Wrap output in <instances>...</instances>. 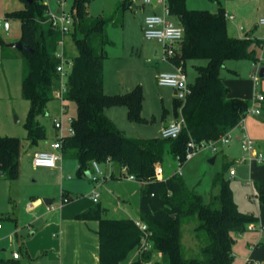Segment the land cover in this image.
Listing matches in <instances>:
<instances>
[{"label": "trees", "instance_id": "1", "mask_svg": "<svg viewBox=\"0 0 264 264\" xmlns=\"http://www.w3.org/2000/svg\"><path fill=\"white\" fill-rule=\"evenodd\" d=\"M23 1V8L7 12L6 17L20 21L19 40L30 48L18 54L24 60L26 71L22 94L29 101L26 139L33 146L47 139V127L41 118L49 116V102L56 99L55 82L60 75L58 66L62 58L57 54L56 30L51 23L48 29L43 25L50 13L49 5L43 0ZM86 2L73 0L71 7L74 23L68 35L73 37L77 54L72 59L66 55L70 68L65 104L67 107V102H74L77 112L72 116L75 133L64 137L61 151L64 158L77 161L79 176L92 172L93 161L111 162L124 169L125 175L132 174L142 182L139 217L151 232L148 238L151 247L140 249L142 231L135 220L109 216V208L100 203L77 213L78 219L99 221V264H120L136 248L140 250L138 258L127 264H234V234L246 231L258 217L239 209L230 179L225 176L226 167L214 178L217 192L212 193L209 202L189 188L182 175L174 173L158 179L155 168L164 161L167 152L174 160L177 155L184 156L191 139L196 143L214 140L237 125L250 104L229 96L230 89L221 70L230 59L259 62L264 38L229 34L226 12L220 6L218 12H213L189 8L187 0H166L170 15L184 28L176 54L168 59L172 64L182 65L184 70L192 61L197 71L195 82L190 84L191 93L184 101L176 98L174 102L175 116L181 115L185 126L177 138L127 135L106 114V108L125 106L130 121H145L143 89L137 85L123 94L105 92L106 46L111 42L107 26L113 20L91 15ZM123 4L126 8L133 1ZM23 146L21 138L0 134V176L9 180L20 177ZM256 186L264 203V190ZM191 217L197 218L194 232L203 240L201 257L185 254L183 222ZM156 254H160V259L153 260ZM0 264L22 262L6 257L0 259Z\"/></svg>", "mask_w": 264, "mask_h": 264}, {"label": "rangeland", "instance_id": "2", "mask_svg": "<svg viewBox=\"0 0 264 264\" xmlns=\"http://www.w3.org/2000/svg\"><path fill=\"white\" fill-rule=\"evenodd\" d=\"M43 1L49 5L50 11L47 20L43 23L45 29H48L51 15L56 14L58 8L61 9L59 14L71 12L73 0ZM126 1L128 0H87L86 2V8L91 15L111 17L113 20L107 26V34L111 42L106 46L107 57L104 64L106 92L110 95L123 94L137 85H141L144 93L142 116L145 121H130L125 106H114L112 108L114 110L109 112L118 127L127 135L160 136L163 124L172 118L174 102L177 97L173 87L159 84L158 75L163 71H176V68L164 56L163 45L161 47L157 40L145 37L144 22L148 14H163V4L159 3L154 6L153 4H144L142 0H132L133 4L124 8L123 3ZM3 3L7 4V8L23 6V0H3ZM216 3L226 13L235 15L234 21L226 20L229 34L242 37L252 33L264 38V25L259 24L260 18L264 17V0H187L189 8L210 11L213 10ZM134 4L137 6H133ZM6 10L0 13V17H6ZM167 16L176 21L172 15ZM10 21L11 29L9 31L0 28V38L3 42L0 41V134L21 138L25 147L22 150V168L24 170L21 177L13 181L4 177L0 178V224L2 225L0 228V259L11 256L12 252L17 250L21 254L22 264H58L57 261H63L66 264H79L78 261L82 257H78L75 249L65 245L61 247L60 238L53 236L54 227L44 226L45 222L42 221L38 223L36 221L33 226H29V222L41 213L40 206L47 208L53 216L57 217L62 215L63 218H69L75 212L73 218L76 219V213L95 206L97 203L87 196V191L91 186L89 179L91 174L89 178L80 177L77 173L76 160L65 158L63 162L65 163L66 176L71 174L74 178L67 181L77 185V193H74L75 199L72 200L63 195L60 183L61 173L44 175L42 174L44 172L33 171L30 168L31 153H25L29 147L25 127L29 101L22 94V82L26 72L25 63L18 54L20 50L9 45L18 41L21 25L18 19L10 18ZM56 32H59L57 38L63 37L60 31L56 30ZM3 44L7 45L5 50H3ZM65 48L70 59L77 54L76 45L70 34H67ZM158 48H162V53L159 56L155 55V49ZM199 62L205 63V60ZM261 66H264V48L260 61L257 63L247 59L227 60L221 74L226 77L227 85L230 88L229 95L252 103L255 81L251 74L258 73ZM185 71L188 82L193 84L197 71L193 67L192 61L188 62ZM259 80L264 82V77ZM60 105L58 99L49 102L51 115H60ZM261 110L264 113V107H261ZM76 112V104L67 102L64 116L66 124L67 118L75 116ZM41 119L47 127L49 136L53 132L52 121L47 117ZM238 132L239 129L236 128L230 146L218 143L219 150L217 152H212L210 148L200 150L193 159L183 166L182 180L189 188L201 193L205 201L209 202L212 193L217 192L214 187V178L226 167L225 176L230 179V186L239 209L244 213L254 214L258 217V221L255 223L259 226L257 229H247L242 233L234 234V264H244L248 258L261 261L264 264V233L262 235L260 230V227L264 226V203L260 200L259 189L256 186L257 182L261 184L264 182V169L259 168L260 163L251 165L249 161H238L243 155L241 142L236 137ZM44 142L41 141L38 145ZM234 156H237L238 159L236 157L235 159ZM212 158H215L214 162H211ZM160 164L164 168V177L177 169L176 161L169 152L166 153L164 161ZM24 167H27L28 171L25 172ZM230 169L235 170V177L230 176ZM106 175L109 177L106 187L109 188V181L120 186L114 188V194L110 197L111 201H100L103 206L109 208L108 215L113 217L123 215V212L117 208L120 199L130 213L137 216L139 214L140 182L131 180L126 175L111 177L109 170ZM249 178L254 181V191L247 184ZM101 190L102 187H99V191ZM45 192H49V194ZM45 198H53L54 201L48 205ZM196 224L197 218L195 217L186 218L183 222V243L187 257L202 256L203 240L195 235ZM36 230L38 232L32 234ZM4 234L6 235L4 236ZM18 237L19 240H25L22 248ZM21 249L27 250L30 255ZM134 253L135 249L120 264H126ZM86 261L87 264H92L93 258L89 256L82 262Z\"/></svg>", "mask_w": 264, "mask_h": 264}, {"label": "built area", "instance_id": "3", "mask_svg": "<svg viewBox=\"0 0 264 264\" xmlns=\"http://www.w3.org/2000/svg\"><path fill=\"white\" fill-rule=\"evenodd\" d=\"M154 0H142L145 4H153ZM157 4L162 3L164 5L165 13H151L148 14L145 18L144 22V35L148 39H155L163 44V54L168 59L169 57H173L176 54V50L179 47L183 36H184V28L183 26L172 19L169 18L170 15L168 6L166 4V0H156ZM60 9V8H59ZM60 11L56 14L51 15V26L60 31L62 34V38L58 40V48L57 54L61 56L62 61L58 66L59 78L55 82V90L54 95L56 99H58L61 103V116L55 117L53 119L54 126L56 127L58 133L56 139L51 143L50 150H42L38 151L34 154L32 158V164L34 167H48V168H56L59 166V162L63 159V154L61 151L62 142L64 137L73 135L75 130L72 126V116L67 118V124L65 122L64 116L66 112V100L65 96L67 93V82L66 78L68 75V70L70 68V63L66 60L65 53V36L71 31L74 17L72 13L59 14ZM225 17L228 20H234L235 15L230 13H225ZM259 24L264 25V17H261L259 20ZM0 28L9 31L11 28V21L7 17H0ZM61 48V50H59ZM176 71L168 72L163 71L158 75V82L161 85L171 86L175 90V95L177 99L184 101L188 94L191 93V85L187 80V74L182 65H175ZM259 72V71H258ZM255 85L259 84V73H254L253 75ZM264 102V94L261 92H255L253 101L249 105L246 113L241 117L237 125L230 129L228 132L221 134L217 139L210 141H203L201 143H196L193 139H191L187 143L186 153L184 156L177 155L175 157V161L177 164V169L175 174L183 175L182 168L183 166L194 158V156L205 148H210L212 152H217L219 150L218 143L229 144L233 141V131L235 128H240L241 130V148L243 151L242 157L238 159L240 162L249 161L250 163L256 161L257 163L264 162V152L259 151L257 149L256 141L249 135L246 129V118L249 114H260L261 113V103ZM185 123L182 116L179 118L169 122L164 125L160 131V135L163 138H177L182 129L184 128ZM156 177L158 179L164 178V168L161 164H157L155 168ZM90 178L93 182L97 184H101L106 180V175L104 170L101 167V163L97 161H93L92 163V172L90 173ZM236 174L234 169H230V176L234 177ZM130 179H136L134 175H127ZM71 177V176H69ZM252 185V182H249ZM91 197L95 202H98L100 199L99 191L95 189L91 192ZM67 198V197H66ZM53 207V206H52ZM136 225L142 231V244L140 249H148L151 247V243L149 241V236L151 232L148 229V225L143 222L140 218L135 219ZM0 224V228H1ZM257 227L256 223H251L248 226V229H255ZM261 233L264 231V226L260 227ZM19 252H14V258H20ZM244 264H262L261 261L246 259Z\"/></svg>", "mask_w": 264, "mask_h": 264}, {"label": "crops", "instance_id": "4", "mask_svg": "<svg viewBox=\"0 0 264 264\" xmlns=\"http://www.w3.org/2000/svg\"><path fill=\"white\" fill-rule=\"evenodd\" d=\"M159 4V3H158ZM153 5H157V1L156 3H153ZM25 6V3L23 1V6L22 7H18V8H7V4L5 5L3 3V0H0V13L3 12L5 9L6 10V13L9 12V11H12V10H16V9H20V8H23ZM134 6V5H133ZM57 11V10H56ZM164 5H163V13H164ZM174 17V16H173ZM170 18V17H169ZM171 19V18H170ZM173 20V19H172ZM235 20V18H234ZM234 20H231V21H234ZM175 21V20H174ZM176 21L178 22V20L176 19ZM11 29V28H10ZM57 33L59 32H56L55 34V41H58L61 37L57 38ZM59 35V34H58ZM256 36V37H259V38H263V37H260V36H257L256 34H248L247 36ZM239 37V36H238ZM242 37H246V36H242ZM20 38V37H19ZM66 38H67V35L65 36V41H66ZM19 40V39H18ZM159 42V41H158ZM161 44V47H162V43L159 42ZM264 48V47H263ZM65 52H66V48H65ZM162 53V48H158V49H155V55L159 56L160 54ZM262 54V52H261ZM66 55H67V52H66ZM68 56V55H67ZM69 58V56H68ZM70 59V58H69ZM254 63V62H253ZM172 64V63H171ZM172 66L174 67V65L172 64ZM193 67H194V64H193ZM255 71V70H254ZM255 72H253L251 74V77H253ZM222 75V74H221ZM223 76V75H222ZM224 78V82L225 84L227 85V82H226V77L223 76ZM250 83V82H249ZM251 84V83H250ZM105 85H106V82H104V89H105ZM228 86V85H227ZM229 87V86H228ZM230 89V88H229ZM261 92L264 94V82L263 81H259V84L256 86L255 85V92ZM106 92V90H105ZM107 93V92H106ZM108 94V93H107ZM230 96V95H229ZM231 97V96H230ZM250 98V96H247ZM55 100V99H54ZM249 104H251V102H249L248 100H246ZM61 106V105H60ZM114 106H111V107H107L106 108V114L115 122L114 120V117L111 115V113L109 112L110 110H114L112 109ZM261 107H264V102L261 103ZM48 110H49V116H47L48 120L50 119L52 121V128H53V132L48 136L47 135V139L48 140H43L41 145H38V144H35V145H30L29 143V147L28 149L25 151L26 152H29L31 153V157L33 158L34 154L38 151H42V150H50L51 149V143L56 139L57 137V129L56 127L54 126V122H53V119L55 117H59L61 116V111H60V115H51L50 113V106H48ZM113 112V111H112ZM66 113V112H65ZM181 116V115H180ZM179 116V117H180ZM175 113L172 114V118L168 121H166L164 125L168 124L169 122L177 119L175 118ZM178 117V118H179ZM53 118V119H52ZM115 124L117 125V123L115 122ZM246 129H247V132L249 133V135L256 141V145H257V149L259 151H262L264 152V113H260V114H249L246 118ZM118 126V125H117ZM162 126V127H163ZM236 129V128H235ZM234 129V130H235ZM239 129V132L238 134L236 135V137L238 138L239 142H240V137H241V130L240 128ZM234 132V131H233ZM47 134H48V131H47ZM41 142V141H40ZM233 142V141H232ZM231 142V143H232ZM46 143V145H45ZM229 143V146L230 144ZM25 147V146H23ZM37 147L35 150L34 148ZM40 147V148H38ZM23 150V148H22ZM23 154V152H22ZM237 158V156H234V158ZM240 157V156H238ZM32 158H31V170L33 171H37V172H44L42 174H53V175H57V174H60L61 173V185H62V190H63V193H66V197L69 199V200H72V199H75L74 198V193H77L76 189H77V185L76 183H71L70 181H67V180H73V176L71 174L67 175L65 174V163L64 160L65 158L63 157V159L59 162V166L56 167V168H48V167H34L33 164H32ZM235 158V159H236ZM238 159V158H237ZM77 162V161H76ZM247 162V161H245ZM257 162L256 161H253L251 162L250 164L251 165H254L256 164ZM258 164V163H257ZM78 165V163H77ZM101 167L102 169L104 170L105 172V175L107 173V171L109 170L110 171V175L111 177H114L116 178L117 176L119 175H125V171L124 169H119L118 167L114 166L111 162H108V163H102L101 164ZM25 168V172L26 170L28 171V168L27 167H24ZM259 168L261 169H264V162L263 163H260V166ZM23 168H22V155H21V174H20V177L22 175V172H23ZM107 170V171H106ZM174 172L170 173V174H167L166 176L168 175H171V174H174ZM229 173H230V170H229ZM236 175V174H235ZM71 176V177H69ZM86 176L87 178H89V175H84ZM127 176V175H126ZM2 176H0L1 178ZM19 177V178H20ZM80 177H83V176H80ZM235 177V176H234ZM18 178V179H19ZM108 175H106V180L101 183V184H97L95 182H93L90 179V183H91V186H90V189L87 191V196H89V198H91V200L93 202H95L92 197H91V192L93 189L96 188L97 191H99V187H102V190L99 191L100 193V199L98 202H95V203H100V201H103V200H106V201H111L110 200V197L113 196L114 194V188H119V184L113 182V181H109V188L106 187L105 185L108 184L106 183V181L108 180ZM17 180V179H16ZM131 180H137V179H131ZM13 181V180H12ZM252 182V185L249 183V182ZM140 182V181H139ZM247 184L251 186L252 190L254 191L255 190V185H254V181L251 180L249 178V180L247 181ZM258 185L261 186V188L264 190V182L261 184L260 182L258 183ZM99 185V186H98ZM141 186H142V182H140V191H141ZM46 194H49V192H45ZM64 195V194H63ZM49 199H52V201L50 203H47L48 205H50L54 199L53 198H49ZM258 204V203H257ZM118 206V207H117ZM116 207L121 210L123 212V215L122 216H114V217H120V218H130V219H138L140 218L139 217V214L137 216H133L130 211L125 207V205L122 204V201L119 199L118 200V205ZM90 207H93V206H90ZM89 207V208H90ZM139 208H140V202H139ZM41 211V213L39 215H36V217H34L32 219L31 222H29V226H33L34 223H38L40 221L42 222H45V225L44 226H48V227H54L53 229L54 232H53V236L54 237H58L60 238V244H61V247L63 245H65L66 247H70L72 249H75L77 255H79L78 257L81 258V260L78 261L79 264H87V261L86 262H82L83 259H86L90 256L93 258V263L92 264H99V236H98V233H97V230L99 228V221L96 220V219H93V220H82V219H74L73 218V215L75 212H73L72 216L71 217H67V218H63L62 215H59V217L57 216H53L52 212H49L47 208H44L43 206H40L39 208ZM88 209V208H87ZM80 213V212H78ZM139 213V212H138ZM77 214V213H76ZM262 215V214H261ZM38 218V219H37ZM37 219V220H36ZM61 219V220H60ZM60 220V221H59ZM41 222V223H42ZM38 225V224H37ZM39 226V225H38ZM37 229H39V227H36ZM259 228V226L257 225L256 229ZM38 231H33L32 234H36ZM264 231L261 233L263 235ZM6 234H4L5 236ZM20 238L18 237V240ZM75 240V242H74ZM19 243H20V247H24V244H25V240H19ZM94 248L92 249L91 248ZM22 250V249H21ZM22 251H25L28 255H30L28 253L27 250H22ZM80 251V253H79ZM14 252H18L17 250L13 251L12 252V255L11 256H8V257H13V253ZM140 254V250L138 248L135 249V253L133 254V256L128 260L127 263H129L130 261L138 258ZM21 255V254H20ZM130 255V254H129ZM21 258V256H20ZM18 258V259H20ZM78 258V259H79ZM160 259V254H156L154 256V259L153 260H158ZM58 264H66L65 262L63 261H57ZM153 262V261H152Z\"/></svg>", "mask_w": 264, "mask_h": 264}, {"label": "water", "instance_id": "5", "mask_svg": "<svg viewBox=\"0 0 264 264\" xmlns=\"http://www.w3.org/2000/svg\"><path fill=\"white\" fill-rule=\"evenodd\" d=\"M26 1H32V0H26ZM153 2L156 3V0H154ZM134 6H137V5L134 4ZM218 10H219V5L216 3L215 7L213 8L212 11L213 12H218ZM59 11H60V9L58 8L56 12L58 13ZM9 45L12 46V47H15L16 49H18L20 51L23 50V49H30L28 46L23 45L21 40H18L16 42L10 43ZM258 73H259V77L260 78L264 77V66L260 67ZM214 159L215 158H212L211 162H214ZM88 175H90V173H88ZM45 201H46V203H50L52 201V199L45 198Z\"/></svg>", "mask_w": 264, "mask_h": 264}]
</instances>
